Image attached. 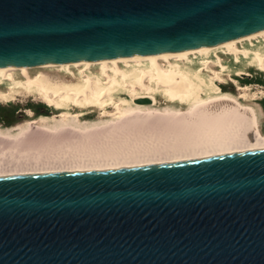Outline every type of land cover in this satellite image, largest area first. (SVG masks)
<instances>
[{
  "label": "water",
  "instance_id": "1",
  "mask_svg": "<svg viewBox=\"0 0 264 264\" xmlns=\"http://www.w3.org/2000/svg\"><path fill=\"white\" fill-rule=\"evenodd\" d=\"M261 30L264 0H0V68L161 57ZM0 264H264V149L4 175Z\"/></svg>",
  "mask_w": 264,
  "mask_h": 264
},
{
  "label": "bare ground",
  "instance_id": "2",
  "mask_svg": "<svg viewBox=\"0 0 264 264\" xmlns=\"http://www.w3.org/2000/svg\"><path fill=\"white\" fill-rule=\"evenodd\" d=\"M263 35L264 30H261L220 45L170 53L161 57L110 58L100 61L46 65H74L77 67L84 65L89 66V69L92 65H103L104 69L107 68V65H114L116 73L120 75L124 74V70L118 66L119 63L128 62L129 64L126 65L130 66L132 62L147 61L152 66L153 75H148L145 70L138 71L141 79L139 85L142 90L148 89L144 81L147 76H151L156 85L165 90L166 95L173 98L170 100L171 103H187L197 97L193 93L190 75L180 69L165 70L159 60L179 57L183 59L182 61L192 63L191 59L198 56L195 64L203 65L205 68H208L209 64H218L222 70V72H217L218 75L212 76L209 74V68L205 69L202 66H198L199 72H194L195 78L199 79L196 86L201 90L205 84L200 78V72L203 70H208L206 71L208 75L223 82L224 79L219 75L228 74L225 72L226 58L231 60L233 57L234 67L242 61L241 59L247 61L250 56H253L256 62L251 60L248 62H255L256 64L253 66L264 73V56L259 51V48L264 47V39L252 41V39ZM259 42L260 47H255L256 50H249L244 46V44H248L247 46L253 47ZM27 68L3 67L0 68V75L6 74L9 69H18L23 75H27V84L34 85L42 78V75L37 73L29 77ZM8 80L11 81L12 78L10 77ZM109 82L110 79H107L106 86ZM108 87H95L92 80L87 77L84 84L76 91H68L65 86L53 87L50 91H45L44 101L54 108L58 105L57 100H60L63 105H66L65 102H69L73 107L84 110L96 107L101 103V110L105 111V105H109L105 101L110 94ZM242 90H247V88H238V91ZM130 94L133 95L129 97L133 98L134 103L139 98L151 100L149 105L135 103L136 105L152 106L155 103L154 98L149 94L141 96L134 92ZM7 96H9L8 93H0V98ZM122 101L113 99L110 104H115L117 112L120 113ZM201 106L205 107L197 110L199 114H191L189 111L180 114L171 111L136 109L125 114V118L119 124L120 127L117 125L104 128L100 126L101 128L90 129L87 132L74 129L52 132L43 129V127H34V122H30V134L19 141L14 142L0 136V177L59 171L119 170L189 160L197 161L214 156L264 149V138L258 132L256 115L252 108L242 106L239 99L230 95H222L204 100L196 108ZM68 114V112L61 111L58 115L66 118ZM128 120L137 123L133 125ZM127 123L129 124L128 128L121 127L122 125L126 126ZM120 129L124 130L121 133L114 132V130ZM200 138L208 140L207 146L199 140Z\"/></svg>",
  "mask_w": 264,
  "mask_h": 264
},
{
  "label": "rangeland",
  "instance_id": "3",
  "mask_svg": "<svg viewBox=\"0 0 264 264\" xmlns=\"http://www.w3.org/2000/svg\"><path fill=\"white\" fill-rule=\"evenodd\" d=\"M262 39H264V35L256 37L252 41ZM247 45L244 44L246 48L252 50L255 47H260V42L253 47ZM259 51L264 56V47L259 48ZM198 58V56L192 58V63L182 61L183 59L179 57L159 60L165 70L175 68L185 71L190 75L193 93L197 97L187 103H171L170 100H173V98L166 95V91L158 87L151 79L153 69L147 61L132 62L130 66L126 65L129 64L128 62H125V64L119 63L118 66L124 70V74L120 75L116 73L114 65H107L106 69H104L103 65H92L90 69L89 66L84 65L79 67L74 65L28 67L29 77L37 73H41L42 75V78L34 85L27 84V75H23L20 70L9 69L6 74L0 75V93L9 94L7 97L0 98V136L9 138L14 142L19 141L30 134V122H34V127H43V129L45 128L52 132L66 129L87 132L90 129L101 128L100 126L103 128L119 126L121 120L125 118V114L133 112L136 109L171 111L180 114H185V112L189 111L191 114H199L197 110L205 106L196 107L202 101L217 96L230 95L231 97L234 96L235 99H239L242 106L253 109L256 115L258 132L264 138V73L256 66H253L256 64L253 56H250L247 61L246 59H241L242 61L234 67L232 63L233 57H231V60L226 58L225 63L227 67L225 72L228 74L219 75L224 79L223 82L212 78V76L218 75L217 72H222L218 64H209L208 69L203 65L195 64ZM249 60L255 62L250 63L248 62ZM198 66L208 69L209 74L212 75L210 76L206 73L208 70L200 72V78L205 83L201 90L196 86V83H199V79H196L193 75L194 72H199ZM139 70H145L148 75H151L147 76V79L144 81V84L148 87L145 91L139 85L141 83ZM10 77L12 78L11 81L8 80ZM87 77L92 80L95 87L109 86L110 94L105 100L109 104L105 105L106 112L101 110V103L96 107H89L84 111V109L73 107L69 102L64 101L66 105H63V103H60V100H57L58 105L56 108L64 107L62 110L69 113L66 118H62L58 115L62 110H56L44 101L45 91H50L53 87L58 86H65V89L68 91H76L84 84V80ZM107 79H110V82L106 86ZM239 87H246L247 90L238 91ZM132 92L138 96L149 94L155 100L154 105H136L133 102V98L129 97L133 96L130 94ZM113 99L114 101L123 100L121 102L122 111L120 113L117 112L115 104H110ZM41 109H45L46 112H41ZM75 114L79 115L73 116ZM130 120L128 121L133 125L137 123ZM128 126L129 124L127 123L126 126L122 125L121 127L128 128ZM122 130L124 129L114 130V132L121 133ZM199 140L206 146L209 143L207 139L200 138Z\"/></svg>",
  "mask_w": 264,
  "mask_h": 264
},
{
  "label": "flooded vegetation",
  "instance_id": "4",
  "mask_svg": "<svg viewBox=\"0 0 264 264\" xmlns=\"http://www.w3.org/2000/svg\"><path fill=\"white\" fill-rule=\"evenodd\" d=\"M64 107H61V108H54L56 110H62ZM63 111V110H62ZM85 111V110H84ZM94 111V110H93ZM41 112H46L45 109H41ZM61 112V111H60ZM89 114V113H88Z\"/></svg>",
  "mask_w": 264,
  "mask_h": 264
}]
</instances>
